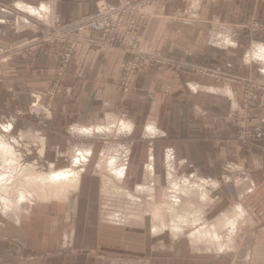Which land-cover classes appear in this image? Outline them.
<instances>
[{
  "label": "crops",
  "instance_id": "1",
  "mask_svg": "<svg viewBox=\"0 0 264 264\" xmlns=\"http://www.w3.org/2000/svg\"><path fill=\"white\" fill-rule=\"evenodd\" d=\"M99 1L0 0V53ZM147 14L140 48L172 64L146 62L126 93L131 56L117 46L79 44L54 99L60 47L2 59L0 126L18 139L29 122V167L89 161L78 190L1 202L0 264H264V29L248 32L264 0H168Z\"/></svg>",
  "mask_w": 264,
  "mask_h": 264
},
{
  "label": "built area",
  "instance_id": "2",
  "mask_svg": "<svg viewBox=\"0 0 264 264\" xmlns=\"http://www.w3.org/2000/svg\"><path fill=\"white\" fill-rule=\"evenodd\" d=\"M165 1L168 0H123L118 5L111 6L106 1L100 0L92 14L59 28L48 29L44 33L43 41L35 46L42 47L41 45L45 43L62 49L60 66L56 73L57 79L53 82L50 91L51 97H55L59 90L66 77L72 55L81 43L97 44L104 48L117 46L130 54L131 59L125 63L120 80V86L125 93L131 88L136 72L143 68L146 62L159 65L172 64L164 61L161 56L143 52L139 40L140 32L149 23L148 10ZM263 29L264 27L256 25L251 32L256 33ZM239 82L243 83V80ZM244 84L247 87L246 100L252 101L254 84L252 86L249 81H245Z\"/></svg>",
  "mask_w": 264,
  "mask_h": 264
},
{
  "label": "bare ground",
  "instance_id": "3",
  "mask_svg": "<svg viewBox=\"0 0 264 264\" xmlns=\"http://www.w3.org/2000/svg\"><path fill=\"white\" fill-rule=\"evenodd\" d=\"M10 130H11V127L9 126V123H8V126H2V125L0 126V157L2 158V164L0 163V170L2 169L6 170V172L4 173L3 171L0 172V204L2 202L3 204L2 208H4L5 211L9 210L8 207L9 208L13 207V203L20 204V202L24 201L25 195L28 194L29 196H33L34 193L32 191L31 192L28 191L29 188L30 189L35 188V187L40 188L42 192L46 191L47 189H50V190L52 189V192H51L52 195H56L57 193L63 192L64 190L66 191L69 188L78 190L80 179H81V173L83 172V169L85 166H83V169L79 171L80 166L78 165L79 163L77 161L82 162L81 159L83 158V162H84L83 164L88 162L89 159H88L87 154L84 155L82 153L80 155L81 157H77V158L75 156V160H76V165L74 166L75 169L72 168L69 170H59V171H57L58 170L57 169L56 171L51 170V172L49 171L48 173L38 172L36 166H32V168H30L29 164L28 165L26 164L27 166L17 165V164L22 163L25 159L21 162V160L23 159V153H21L22 151L18 150L17 148V147H20L19 141L16 138L10 137V132H11ZM26 159L28 158L26 157ZM152 195L154 196V193ZM15 198H19V200L14 201ZM14 209H15V206H14ZM9 211H11V208ZM12 211H13V208H12ZM171 211H173V209ZM223 224L231 225L233 230L234 228H237V224L233 222L231 219L229 220L223 219L222 222H219V225H223ZM209 236H212V235L210 234ZM209 238H212V237H209ZM213 245L214 244H212V246Z\"/></svg>",
  "mask_w": 264,
  "mask_h": 264
},
{
  "label": "rangeland",
  "instance_id": "4",
  "mask_svg": "<svg viewBox=\"0 0 264 264\" xmlns=\"http://www.w3.org/2000/svg\"><path fill=\"white\" fill-rule=\"evenodd\" d=\"M166 2V1H165ZM164 3V2H163ZM262 28L264 27V23L263 24H259ZM255 27V26H254ZM253 27V28H254ZM252 28V27H251ZM252 28V29H253ZM252 29H249V31L248 32H251L250 30H252ZM48 29H45V30H42L41 32H40V34H38L33 40H29L28 42H26L25 44H23L22 46H21V48H19V49H15V50H13L12 52H6V53H0V63L3 61L2 59H4L5 57H9V55H10V53H14L15 52V54H26V53H32V52H35L36 50H38V49H41V48H43L44 46H46L45 45V43L44 44H42L41 46L42 47H39V46H35V45H38V44H40V42H42L43 40H42V38H44V33L47 31ZM258 33H260V32H256L255 33V35H257ZM39 42V43H38ZM48 45V44H47ZM112 47V46H111ZM3 51V50H2ZM1 52V51H0ZM11 56V55H10ZM59 59H60V57H59ZM59 66H60V60H59ZM58 72V71H57ZM56 72V73H57ZM57 74H55V77H54V79H53V82L57 79V76H56ZM53 82H52V85H53ZM132 83H133V81H132ZM60 88H61V86H60ZM60 88H59V90H60ZM51 89H52V86H51V88H50V90H49V92H48V96H49V98L51 97V95H50V91H51ZM59 90H57V92H56V95L58 94V92H59ZM125 93V92H124ZM55 95V96H56ZM52 99H54L55 97H51ZM50 98V99H51ZM10 119V118H9ZM28 124H21V127H20V130H19V132L20 131H22L24 134H25V137H18V141H19V145H20V147H17L18 148V150H21L22 152L21 153H23V159L21 160V162L22 163H20V164H17V165H28V164H30V157H29V155H31V152L34 154L35 153V151H32L31 150V148L29 147V144H32V142H30L29 141V139L30 138H32V139H34V137L32 136V135H30V136H28L27 134L28 133H30V131H29V122H27ZM10 137H12V136H10ZM26 157L28 158V159H26ZM77 157H81L80 155L79 156H76V158ZM32 159V158H31ZM82 160V162H79V161H77L79 164V166H84V165H86L87 163H85V164H83L84 162H83V158L81 159ZM32 161V160H31ZM25 162V163H24ZM0 163L2 164V158L0 157ZM32 163H34V164H37V166L38 165H42L41 164V156H37L36 158H35V160H33V162ZM26 165V166H27ZM76 165V160L74 159V162H73V166H75ZM7 167V166H6ZM8 168V167H7ZM72 169V168H71ZM80 169V168H79ZM83 168H81V170H82ZM64 170H69V169H64ZM1 172L3 171V173L4 172H6V170L5 169H2V170H0ZM85 171H86V169H85ZM9 172V171H8ZM87 172V171H86ZM83 173V172H82ZM31 190H34V191H36L37 193H41L42 192V190L40 189V188H31ZM106 193H108V191H106ZM16 197V196H15ZM128 202L129 201H124V206L125 205H127L128 204ZM122 204V205H123ZM107 207H108V205H107ZM125 210L124 208H121L120 210ZM0 217H1V213H0ZM219 222H221V221H219ZM219 222L216 224V226L218 225V228H222V227H224V226H230V228H232V226L231 225H225V224H223V225H219ZM243 224H244V226H245V229H247V228H249L250 226H249V224L247 223V221H244L243 222ZM234 230H235V228H234ZM152 250L154 251V250H157V247L156 246H153L152 247Z\"/></svg>",
  "mask_w": 264,
  "mask_h": 264
}]
</instances>
